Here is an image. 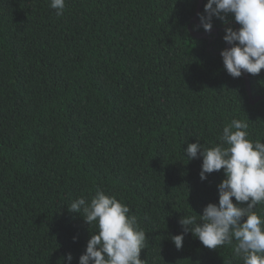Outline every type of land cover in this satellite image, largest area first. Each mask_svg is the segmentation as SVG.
I'll use <instances>...</instances> for the list:
<instances>
[{"label": "trees", "instance_id": "trees-1", "mask_svg": "<svg viewBox=\"0 0 264 264\" xmlns=\"http://www.w3.org/2000/svg\"><path fill=\"white\" fill-rule=\"evenodd\" d=\"M50 2L0 0V264H78L98 228L68 207L97 189L137 217L145 264H244L232 246L171 240L224 179L202 182L188 144L217 146L233 119L264 142V100L251 106L220 56L240 26L213 18L216 35L193 38L207 0L196 24L198 0H66L62 16ZM247 75L264 97V69Z\"/></svg>", "mask_w": 264, "mask_h": 264}, {"label": "clouds", "instance_id": "clouds-1", "mask_svg": "<svg viewBox=\"0 0 264 264\" xmlns=\"http://www.w3.org/2000/svg\"><path fill=\"white\" fill-rule=\"evenodd\" d=\"M65 6L66 0L50 2L57 16L63 15ZM228 16L240 27L224 28L222 39L230 45L220 52L224 69L232 78L245 73L259 75L264 69V0H207L204 13L199 14L200 25L194 27L210 33L213 18L227 25ZM248 127L247 122L233 119L223 127L217 146L205 148L198 141L188 144V160L202 157V182L208 174L221 170L224 179L217 186L218 204L209 203L202 215L195 213L179 220L182 232L171 237L177 250L182 249L185 236L191 233L207 249L232 246L244 264H264V218L256 211L264 203V142L252 141ZM68 210L82 213L86 224L95 223L98 228L78 264H145L140 254L147 234L139 227L137 217L130 214V208L116 197L97 189L90 202L77 198ZM77 239L74 236L73 242ZM63 259L72 264L73 256L68 253Z\"/></svg>", "mask_w": 264, "mask_h": 264}, {"label": "water", "instance_id": "water-1", "mask_svg": "<svg viewBox=\"0 0 264 264\" xmlns=\"http://www.w3.org/2000/svg\"><path fill=\"white\" fill-rule=\"evenodd\" d=\"M202 3H203V0H198L197 7H196V11H195V15H194V17H193V19L191 21V23H193V24H196L197 23V16L199 14V11H200V8H201ZM236 29H237V27H236ZM208 34L216 35V31L211 30L210 33H203V34L202 33H194V32H191L190 31V35L193 38H195V39L206 38ZM227 47H230V45H226L225 48H227ZM243 81H244V86H245V89H246V92H247V95H248L249 104L251 106H254L259 101H263L264 100V97L252 98L251 91H250L249 78H248L247 73L243 74Z\"/></svg>", "mask_w": 264, "mask_h": 264}]
</instances>
